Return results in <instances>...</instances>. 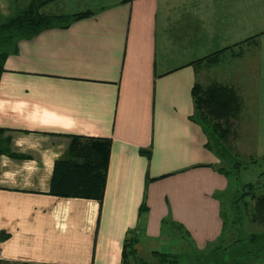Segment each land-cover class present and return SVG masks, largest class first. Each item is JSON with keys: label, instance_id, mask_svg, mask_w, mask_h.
I'll return each mask as SVG.
<instances>
[{"label": "crops", "instance_id": "0c3cea01", "mask_svg": "<svg viewBox=\"0 0 264 264\" xmlns=\"http://www.w3.org/2000/svg\"><path fill=\"white\" fill-rule=\"evenodd\" d=\"M29 2L0 0V13ZM40 12L69 21L3 42L0 261L123 264L135 235L154 262L172 252L157 245L165 226L194 250L219 241L233 182L193 87L232 86L235 127L257 129L251 151L264 155V0H51ZM221 49L218 64L197 61ZM74 135L111 139L102 201L51 192Z\"/></svg>", "mask_w": 264, "mask_h": 264}, {"label": "trees", "instance_id": "16d2710c", "mask_svg": "<svg viewBox=\"0 0 264 264\" xmlns=\"http://www.w3.org/2000/svg\"><path fill=\"white\" fill-rule=\"evenodd\" d=\"M51 0H30L24 9H19L11 16H3L0 13V40L6 42L9 39L27 36L57 22H68L69 17L51 16L40 12V7ZM89 14V11L73 14L72 17H79ZM257 36H251L237 43L242 45ZM229 46L225 49L231 48ZM224 49L218 50L197 61L210 65L218 60V55ZM5 54L0 52V74L3 70V59ZM193 94L197 106V118L204 122L210 131L209 145L217 151L221 157H228L232 154V135L236 132L233 120L238 117L242 110L241 98L236 90L221 82H212L207 85L196 83L193 87ZM4 130L0 127V155L10 152V141L4 137ZM111 148V139L107 137H92L74 135L69 146L67 156L58 159L54 163L51 179V192L60 196H78L85 198L99 199L102 201L108 161ZM264 159V155L262 156ZM258 162V158L249 163ZM240 166V162H234L233 168ZM227 175L236 182V177L231 169L222 166ZM236 171L238 169H235ZM238 191V189H237ZM242 201L244 212L252 222L264 225V177L257 182L244 184L242 192L237 195L233 202L238 212H242L239 202ZM226 227V218L224 229ZM224 232V230H223ZM224 234V233H223ZM223 234L219 241L223 238ZM5 236L0 234V239ZM137 237L134 235L127 238L123 250V264L141 261L137 254ZM233 252L239 254L241 259L264 255V231L252 232L247 237L237 238ZM218 246L217 244L215 247ZM230 246V245H229ZM228 246V247H229ZM228 247H222L228 249ZM156 261L153 264H177V254L173 252L154 251ZM241 253V254H240ZM230 264H235L230 258ZM238 260V258H236ZM0 263H2L0 261ZM139 262H137L138 264ZM143 264L152 262L142 259ZM140 263V264H141ZM3 264V263H2ZM5 264V263H4ZM239 264V263H238Z\"/></svg>", "mask_w": 264, "mask_h": 264}, {"label": "rangeland", "instance_id": "374dc122", "mask_svg": "<svg viewBox=\"0 0 264 264\" xmlns=\"http://www.w3.org/2000/svg\"><path fill=\"white\" fill-rule=\"evenodd\" d=\"M4 51H6V45L0 40V52ZM218 62L219 61L217 60L216 62L212 63L211 66L218 64ZM248 114L252 116V113ZM251 122L252 121H250V124ZM256 134L257 129L255 128H247L242 130L238 127L234 135H232V137H234L232 140V154L228 157H222V159H220L219 164L231 169L233 174L237 176L236 182L233 180L232 190L226 194V201L224 203L226 227L223 232V239L213 243V245L211 244L207 249L194 250L190 247L186 240L176 233H172L170 235L172 236L171 239H165V236L171 229L170 226H165L163 232L164 240L159 241L157 245L169 247L167 249L172 252L175 251L174 249L180 252L176 257L178 260L177 264H230V258L234 259L232 262L234 261L235 264H264V255L256 257V255L253 254L255 257L241 259L239 254L233 252L235 248H240L235 244V240L237 238L247 237L248 234L252 232L264 231V225L261 223L252 222L250 217L245 214L242 201L239 202V207L242 210L241 213L237 211V207L235 206L237 204H234L233 202V199L242 192L245 183L257 182L262 180L264 177L263 155L258 157V162H254L253 164L249 163L250 161H254V159L257 158L254 157L251 151V141L256 138ZM239 136H242L240 141L239 138L237 139ZM234 162H240V166H235L236 168H233ZM235 169L238 170L236 171ZM216 244L218 246L215 247ZM147 247L148 245L145 244L143 247V252L146 253L145 251H149V253H147V255L140 254L146 260L151 259V252L150 250H146ZM222 247H228V249H223ZM236 258H238V260ZM150 262L153 264V261ZM140 263L141 261H139L138 264Z\"/></svg>", "mask_w": 264, "mask_h": 264}, {"label": "built area", "instance_id": "2783aa9c", "mask_svg": "<svg viewBox=\"0 0 264 264\" xmlns=\"http://www.w3.org/2000/svg\"><path fill=\"white\" fill-rule=\"evenodd\" d=\"M141 264H143V263H141Z\"/></svg>", "mask_w": 264, "mask_h": 264}]
</instances>
